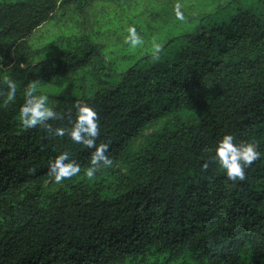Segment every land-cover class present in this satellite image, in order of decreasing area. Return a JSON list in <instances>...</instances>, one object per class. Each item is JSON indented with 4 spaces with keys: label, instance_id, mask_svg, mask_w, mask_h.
Here are the masks:
<instances>
[{
    "label": "trees",
    "instance_id": "1",
    "mask_svg": "<svg viewBox=\"0 0 264 264\" xmlns=\"http://www.w3.org/2000/svg\"><path fill=\"white\" fill-rule=\"evenodd\" d=\"M116 0H0V264H264V0H222L152 47L109 57L97 32L30 41L49 19ZM142 34V32H140ZM1 73V70H0ZM36 83L70 127L75 104L98 113L111 167L83 175L92 149L23 128ZM261 157L244 181L212 162L223 135ZM62 151L81 173L48 174ZM209 162L207 171L202 165Z\"/></svg>",
    "mask_w": 264,
    "mask_h": 264
},
{
    "label": "clouds",
    "instance_id": "2",
    "mask_svg": "<svg viewBox=\"0 0 264 264\" xmlns=\"http://www.w3.org/2000/svg\"><path fill=\"white\" fill-rule=\"evenodd\" d=\"M182 18V17H181ZM128 35L125 43L132 48L144 45V39L137 32L134 26L127 29ZM162 46L154 39L152 41V54L154 58H159ZM7 85L8 92L3 100L2 107L7 108L16 99L17 85L8 76L3 78ZM49 97L38 93L36 83H29L24 89V103L19 108V120L25 129L40 127L50 136L69 137L72 142L81 144L87 149H92L89 166L84 169L83 175L89 181L94 180L96 174L103 168L111 167L113 160L107 154L109 143H97L101 134L100 118L97 111L88 103L77 101L75 104V117L69 116L70 127L55 126L50 121H63V116L48 106ZM236 138L232 134H225L215 145V155L212 162L218 163L226 173L227 181H244L246 179L245 170L260 159L261 153L258 145L253 142L236 143ZM207 171L209 162L202 165ZM81 173V166L68 151L60 152L53 161L49 163L48 174L54 178V182L61 184Z\"/></svg>",
    "mask_w": 264,
    "mask_h": 264
},
{
    "label": "rangeland",
    "instance_id": "3",
    "mask_svg": "<svg viewBox=\"0 0 264 264\" xmlns=\"http://www.w3.org/2000/svg\"><path fill=\"white\" fill-rule=\"evenodd\" d=\"M222 0H116L96 3L86 14L68 13L58 20L49 19L37 28L30 37L34 45H41L48 37L65 29L80 32H97L104 45L105 54L116 57L133 50L126 44L129 26H134L144 39L138 49L152 47L155 39L159 44L165 38L179 33L189 25H195L197 16L216 6ZM182 17V18H181ZM142 32V34L140 33ZM0 78L8 76V69L0 56Z\"/></svg>",
    "mask_w": 264,
    "mask_h": 264
}]
</instances>
